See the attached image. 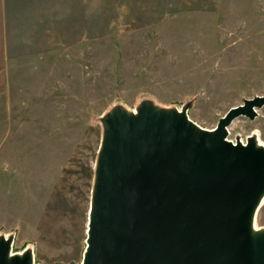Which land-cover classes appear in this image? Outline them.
<instances>
[{
  "label": "rangeland",
  "instance_id": "rangeland-1",
  "mask_svg": "<svg viewBox=\"0 0 264 264\" xmlns=\"http://www.w3.org/2000/svg\"><path fill=\"white\" fill-rule=\"evenodd\" d=\"M30 1L4 45L0 237L32 264H81L101 119L148 102L211 130L264 95V0ZM227 130L264 147V106ZM254 216L264 230V199Z\"/></svg>",
  "mask_w": 264,
  "mask_h": 264
},
{
  "label": "water",
  "instance_id": "water-1",
  "mask_svg": "<svg viewBox=\"0 0 264 264\" xmlns=\"http://www.w3.org/2000/svg\"><path fill=\"white\" fill-rule=\"evenodd\" d=\"M264 95L230 108L211 130L186 109L144 102L102 119L81 264H264V230L253 227L264 197V147L226 140L253 119ZM235 144V145H234ZM0 237V264H32Z\"/></svg>",
  "mask_w": 264,
  "mask_h": 264
},
{
  "label": "crops",
  "instance_id": "crops-1",
  "mask_svg": "<svg viewBox=\"0 0 264 264\" xmlns=\"http://www.w3.org/2000/svg\"><path fill=\"white\" fill-rule=\"evenodd\" d=\"M42 1V0H40ZM30 0H0V77L4 76L5 47L7 34L12 27L18 30V35H26L32 18L35 17L36 6ZM21 30V31H19ZM8 37V36H7Z\"/></svg>",
  "mask_w": 264,
  "mask_h": 264
},
{
  "label": "bare ground",
  "instance_id": "bare-ground-1",
  "mask_svg": "<svg viewBox=\"0 0 264 264\" xmlns=\"http://www.w3.org/2000/svg\"><path fill=\"white\" fill-rule=\"evenodd\" d=\"M228 131V130H227ZM229 132V131H228ZM243 143V142H242ZM263 199H264V197L262 198V200H261V202L260 203H262V201H263ZM254 218H255V216H254Z\"/></svg>",
  "mask_w": 264,
  "mask_h": 264
}]
</instances>
